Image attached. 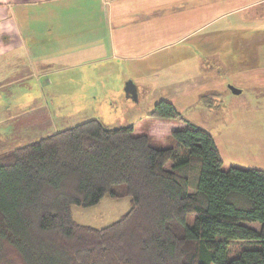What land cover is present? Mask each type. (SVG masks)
I'll return each instance as SVG.
<instances>
[{
	"label": "trees",
	"instance_id": "16d2710c",
	"mask_svg": "<svg viewBox=\"0 0 264 264\" xmlns=\"http://www.w3.org/2000/svg\"><path fill=\"white\" fill-rule=\"evenodd\" d=\"M148 115L183 126L162 142L91 118L0 155V264H264V170L224 168L166 99ZM105 195L129 196L128 211L103 227L73 218ZM232 241L246 245L231 254Z\"/></svg>",
	"mask_w": 264,
	"mask_h": 264
},
{
	"label": "rangeland",
	"instance_id": "374dc122",
	"mask_svg": "<svg viewBox=\"0 0 264 264\" xmlns=\"http://www.w3.org/2000/svg\"><path fill=\"white\" fill-rule=\"evenodd\" d=\"M105 1L108 0H90L86 8L83 6L86 3L84 0H59L32 7L36 12L32 14L35 19L31 21V27L39 21L43 29H51V32L49 38L45 37L43 32L36 34L40 38L31 42V49L39 50L37 53H30L27 63L26 59H23L21 64L22 60L18 62L15 55L0 59V155L91 118L100 120L106 127L132 124L136 131L150 129L153 122H174L172 119L148 115L156 101L177 93V87L171 86V80L180 77L187 65L196 62L200 70L219 74V59L214 54L217 52V45H220V42H217L218 35L227 33L221 21H213L204 26L199 34L188 38L189 40L175 41L179 38L176 32L172 36L152 40L148 45L151 46V54L146 58L139 57L143 60L137 64L151 65L154 69L144 71L139 68L143 79L136 81L135 95L128 93V82L123 78L128 61L123 58L109 63L102 61V53L108 49L107 24L111 18V5ZM187 2L188 0L183 5L175 4V28L183 27L197 32L200 24L216 19L214 14H209L213 13L214 9L188 8ZM232 3L226 1L222 4L229 6ZM233 8L234 4L231 10ZM233 16L237 17L239 13L235 12ZM189 18L191 22L188 25ZM238 22L242 20L239 19ZM231 27L233 35L246 34L245 37H248L251 33L255 34V31L249 28L241 30L234 25ZM198 38L207 39L205 45H200L204 57H200L201 52L187 47L195 44L192 40ZM67 44L72 46L67 48ZM73 47L75 48L72 56L65 53ZM143 50V53L148 51L145 48ZM244 52L252 57V61L255 58L264 61L262 56L255 57L248 50ZM242 57L240 54L238 60L241 61ZM223 59L229 60L228 57ZM103 67L109 70L104 71ZM219 76L225 84L223 93L213 94L206 91L208 97L202 99L201 91L195 92L190 98H185L183 104L177 106L187 120L206 129L212 136L232 121L231 112L242 110L249 104L256 109L259 107L264 115V95L259 94L264 93V88L245 86L242 95H233L227 88L233 79L226 72L225 65ZM162 80L166 84H162ZM212 86L213 82L210 83V87ZM253 111L257 112L255 109ZM242 120L247 121L249 127L255 126L256 134L262 132L258 135V140L264 141L262 120L246 117L245 113ZM175 122H179L178 126H183L181 121ZM165 128L166 126H163L158 130ZM225 134L238 136L239 133L229 129ZM168 136L169 134L163 133L153 137L164 142ZM220 140L229 152V157L225 158L222 164L224 168L230 165L249 167L245 161L249 162L252 157L247 148H242L239 144L228 145ZM261 150L258 157L262 154ZM259 169L264 170V166ZM129 207V196L112 198L105 195L93 206L83 208L72 205L71 213L79 223L103 227L117 220ZM244 245L246 242L232 241L231 254Z\"/></svg>",
	"mask_w": 264,
	"mask_h": 264
},
{
	"label": "crops",
	"instance_id": "0c3cea01",
	"mask_svg": "<svg viewBox=\"0 0 264 264\" xmlns=\"http://www.w3.org/2000/svg\"><path fill=\"white\" fill-rule=\"evenodd\" d=\"M56 1L59 0H0V59L5 56L11 57L15 55L18 62L22 60V64L23 59H26L27 63L30 53L38 52L39 49H31V42L39 39L40 36H36V34H42V32L45 37L49 38L51 29L49 31L43 29L39 21L31 27V23H33L31 21L35 19L32 14L36 12L32 10L35 9L32 7ZM84 1L86 3L83 6L86 8L90 0ZM108 1H105V3L107 2V4L111 5L109 6L111 18L107 24L109 40L106 42L108 49L102 53V61L109 63L117 58H123L128 61L125 64L126 71L123 72V78L128 82L126 86V89L129 90L128 93H134L133 95H135L136 81L143 79L140 76L139 68L144 71L154 69L151 65L137 64L143 60V58L139 57L145 56L146 58L151 54L149 51L151 46L148 45L152 40L163 39L167 36H172L176 32L175 34L179 38L175 39V41L179 42L182 39H188L197 33L199 34L205 28L204 26L210 25L213 21H221L223 23L222 27L227 33V35H218L217 42H220V45H217V52L214 54L219 59V74L204 72V70L198 68V62L191 63L184 68L180 77H175L171 80V86L177 87V93L164 99L170 101L181 112L177 106L183 104L184 99L190 98L195 92L201 91L202 94H206V91H210L213 94L223 93L225 84L219 76L223 65H225L226 72L233 79V82L229 83L227 88L233 86L235 89L240 90L238 93H233L229 88L233 95H242L245 86L264 88V61L256 58L252 61V57L247 56L244 52L248 50L255 57L262 56L264 59V0H188V8H206L208 10L211 8L215 10L213 13L209 12V14H214L216 19L200 24L197 32L186 30L183 27L175 28L174 26L176 15L173 10L176 8L175 4L183 5L187 0ZM226 1H229V3L234 1L232 10V4H229V6L222 4ZM68 7L71 8L70 5ZM222 7L224 10H222ZM235 12H238L239 16H233ZM200 15L202 16L201 12ZM239 19L242 22H238ZM190 22L191 19L189 18L187 24L189 25ZM232 25L241 30L252 29L255 34L251 33L248 37H245L246 34L242 36L233 35ZM206 41V38H198L192 40L195 44L187 47L202 53L200 45H205ZM67 45V48L72 46L70 44ZM74 48H70L65 53H69V56H72ZM144 48L148 50L146 53H143L145 52ZM207 49L210 51V47ZM207 49H205V52ZM240 54L243 56L241 61L238 60ZM200 57H204V54L202 53ZM223 57H228L229 60L225 61ZM195 60L197 61L198 59ZM202 61L205 60L202 59ZM103 70L107 71L109 69L103 67ZM160 82L166 84L164 80ZM212 82L213 86L210 87ZM259 94L264 95V93ZM230 100H233V98H230ZM254 109L257 112H254ZM262 109H264L263 106ZM260 111L259 107L257 109L253 108L250 104L242 110L233 111L231 112L233 115L232 121L214 134L213 138L223 162L225 158L229 157L227 155L229 152L220 139L228 145L239 144L242 148H247L252 157L249 162L245 161L247 166L258 168L264 166V141L258 140V135L262 132L259 131V134H256L255 126L249 127L247 125L248 122L242 120L245 113L246 117L257 118L264 122V115ZM175 121L153 122L150 129L143 131L154 137L161 136L163 133L168 135L171 130L179 127V122ZM163 126H166L164 130H158V128ZM262 128H264V124ZM229 129L238 131V136L225 134ZM260 150L262 154L258 157Z\"/></svg>",
	"mask_w": 264,
	"mask_h": 264
},
{
	"label": "water",
	"instance_id": "95a60500",
	"mask_svg": "<svg viewBox=\"0 0 264 264\" xmlns=\"http://www.w3.org/2000/svg\"><path fill=\"white\" fill-rule=\"evenodd\" d=\"M229 88H230V90L233 92V93H238V92H240V90L239 89H235V87H233V86H229Z\"/></svg>",
	"mask_w": 264,
	"mask_h": 264
}]
</instances>
